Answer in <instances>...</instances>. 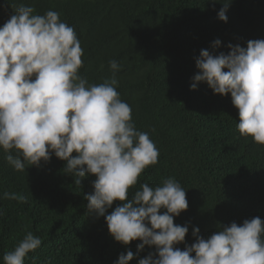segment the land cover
Returning a JSON list of instances; mask_svg holds the SVG:
<instances>
[{
    "label": "trees",
    "instance_id": "16d2710c",
    "mask_svg": "<svg viewBox=\"0 0 264 264\" xmlns=\"http://www.w3.org/2000/svg\"><path fill=\"white\" fill-rule=\"evenodd\" d=\"M15 6H34L36 13H60L84 50L80 74L89 83L111 76L109 61L120 70L117 91L132 108L138 130L148 132L159 150L158 163L148 166L130 187L156 186L172 177L186 191L188 208L174 217L188 224L185 241H195L192 227L207 238L233 221L259 216L264 220V145L241 136L238 110L230 94H213L206 82L192 77L201 49L213 55L229 51V43L246 47L264 39V0H228L227 22L217 13L224 0H10ZM15 9L0 0V26ZM221 44L213 48L212 42ZM0 149V264L31 231L42 240L24 264H114L130 250L138 264L155 248L137 250L140 241L124 245L109 234L103 216L88 213L85 194L93 191L94 175L81 184L64 173L65 161L52 155L39 167L14 170ZM27 197V203L3 198L4 192ZM122 202H113L109 214ZM164 210L162 209L161 212ZM194 255V254H193Z\"/></svg>",
    "mask_w": 264,
    "mask_h": 264
},
{
    "label": "clouds",
    "instance_id": "9594fccd",
    "mask_svg": "<svg viewBox=\"0 0 264 264\" xmlns=\"http://www.w3.org/2000/svg\"><path fill=\"white\" fill-rule=\"evenodd\" d=\"M8 6L15 10L0 26V149L8 164L24 172L55 155L65 161L64 173L74 176V183L94 175L93 191L84 197L88 213L104 217L115 241L128 245L138 239V251L146 245L155 248L138 264H264V220L259 216L223 225L207 238L194 226L195 241L183 250L176 247L189 230L187 223H174L188 208L180 183L172 177L154 187L142 183L128 196L141 173L158 163L159 150L148 132L137 129L131 106L117 91L118 62L109 61L112 74L102 83H89L79 71L84 64L80 40L58 11L40 15L34 6H15L10 0ZM227 7L224 0L217 13L224 22ZM220 44L215 39L212 47ZM227 47L226 54L200 50L190 87L203 81L213 94H230L240 135L264 145V39ZM3 198L27 203L26 196L7 191ZM116 200L122 203L106 214ZM41 243L26 232L4 253L3 264H24ZM133 258L128 250L114 264Z\"/></svg>",
    "mask_w": 264,
    "mask_h": 264
}]
</instances>
